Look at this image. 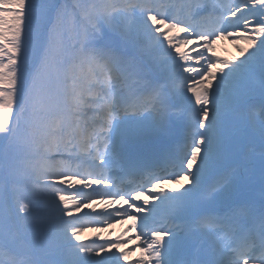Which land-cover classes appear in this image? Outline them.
Returning a JSON list of instances; mask_svg holds the SVG:
<instances>
[{"label":"snow or ice","instance_id":"obj_1","mask_svg":"<svg viewBox=\"0 0 264 264\" xmlns=\"http://www.w3.org/2000/svg\"><path fill=\"white\" fill-rule=\"evenodd\" d=\"M0 264H264V0H0Z\"/></svg>","mask_w":264,"mask_h":264},{"label":"rangeland","instance_id":"obj_2","mask_svg":"<svg viewBox=\"0 0 264 264\" xmlns=\"http://www.w3.org/2000/svg\"><path fill=\"white\" fill-rule=\"evenodd\" d=\"M242 34V33H241ZM245 42L243 40L239 39H233L232 42H223V41H217L215 44H213V53H208V55L213 54L215 55V58H217L218 54V59L223 60V61H229V62H234L238 59H243L241 56L240 51H238V48H243L245 47ZM194 47V46H192ZM185 48H191V44L188 46H185ZM173 55H175V52H173ZM183 183V181H181ZM169 188H172V186H169ZM173 188H177V185H175ZM66 198L70 200V202H73L71 200V195L70 193H66ZM99 212V211H98ZM114 233V232H113ZM113 233L109 230L105 231L104 229L97 228V229H89L86 228L83 233H81L80 239L81 241L85 239H95L96 237H100L101 239H109ZM123 246H120V249L123 250ZM138 257V255H133V253H130L127 256V260L131 261L134 260Z\"/></svg>","mask_w":264,"mask_h":264}]
</instances>
